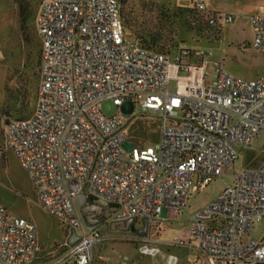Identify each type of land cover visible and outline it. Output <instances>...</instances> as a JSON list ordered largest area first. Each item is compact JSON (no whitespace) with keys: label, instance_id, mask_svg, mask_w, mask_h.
Wrapping results in <instances>:
<instances>
[{"label":"built area","instance_id":"2783aa9c","mask_svg":"<svg viewBox=\"0 0 264 264\" xmlns=\"http://www.w3.org/2000/svg\"><path fill=\"white\" fill-rule=\"evenodd\" d=\"M195 8L205 12L202 0ZM36 24L35 110L6 125L4 143L41 208L79 232L72 245L64 244L57 264H92V247L102 241L84 230L74 204L85 187L88 198L116 208L115 222L144 219L147 231H156L164 211L182 214L191 190L206 188L233 167L238 149L249 148L264 131V72L246 80L211 63L210 50L183 49L172 61L134 44L122 31L119 0H42ZM252 27L253 48L264 56V16H253ZM106 100L117 108L110 117L101 112ZM135 107L160 115L159 135L154 146L127 151L124 129ZM262 220L264 148L258 164L191 215L189 229L207 260L264 264V237L252 236ZM141 241V253L161 255L148 236ZM38 251L35 226L0 206V264H34ZM176 263L167 255L162 264Z\"/></svg>","mask_w":264,"mask_h":264},{"label":"rangeland","instance_id":"374dc122","mask_svg":"<svg viewBox=\"0 0 264 264\" xmlns=\"http://www.w3.org/2000/svg\"><path fill=\"white\" fill-rule=\"evenodd\" d=\"M40 3L41 0H0V144L3 146L0 206L35 226L40 245L34 264H57L62 258L57 257L56 246L61 237L59 221L41 208L29 176L4 143L5 120L19 118L21 113H27L29 118L35 110L39 82L37 54L40 52L36 18ZM121 3L126 21L134 27L154 31L164 47L171 46L168 55L172 61L183 49L210 50L213 56L209 61L219 62L226 74L253 80L264 72V57L251 46L253 28L250 24L251 16H264V0H240V6L228 10L232 22L219 24L220 35L213 41L208 28L204 27L201 37L191 31L187 12L195 8V3L191 4L190 0H121ZM207 72L210 79L212 65L207 66ZM176 84L171 81V91H175ZM101 112L110 117L117 113V108L106 100L101 104ZM159 126L160 115L150 116L135 107L124 129L125 149L154 146ZM263 148L264 131L249 148L238 149L239 156L233 167L224 169L206 188L198 192L191 190L189 206L182 214L170 208L163 227L147 231L144 237H149L151 247L158 248L161 255L152 257L141 253L139 247L143 237L114 230L111 217L96 229L102 241L92 247V264H162L167 255L177 258L176 264H216L210 260L205 262L198 250L197 241L190 233L189 217L232 184L244 168L258 164ZM252 236L257 240L264 237V220L255 224Z\"/></svg>","mask_w":264,"mask_h":264},{"label":"trees","instance_id":"16d2710c","mask_svg":"<svg viewBox=\"0 0 264 264\" xmlns=\"http://www.w3.org/2000/svg\"><path fill=\"white\" fill-rule=\"evenodd\" d=\"M120 5V17L122 21V31L124 35L129 38L134 44H137L141 47H144L148 50L156 51V52H163L165 54H169L171 51V46L164 47L160 41L157 35L154 34V31H147L146 28H137L132 23H130L128 20H125V16L123 14L122 9V3L121 0H119ZM188 23L192 26L191 31H195V34L197 33L198 37L200 36V33L204 31V27L208 28V33H210L211 40H215L220 35V26L217 22H215L213 25L209 24V17H213L216 19V16L210 13L200 12L196 8H193L191 10H188ZM127 19V18H126ZM37 66L39 69L40 66V52L37 54ZM20 94V93H19ZM21 96V94H20ZM27 113H21V116L19 118H15L12 120H5L4 125L6 126L10 121L13 120H24L27 119ZM2 147L0 144V153L2 152ZM209 260L205 259V262H208ZM213 263V262H212ZM210 264V263H209Z\"/></svg>","mask_w":264,"mask_h":264},{"label":"crops","instance_id":"0c3cea01","mask_svg":"<svg viewBox=\"0 0 264 264\" xmlns=\"http://www.w3.org/2000/svg\"><path fill=\"white\" fill-rule=\"evenodd\" d=\"M195 2H196V0H190L191 4H194ZM202 3L204 4V7H205V13H210V14H213V15L216 16V22L218 23V25L221 24L222 22L223 23L225 22V17L226 16H231L232 17L231 13L228 12L229 9L233 10V8H235L237 6H240V0H202ZM253 16H255V15H253ZM253 16H251V20H250V24L251 25H252V17ZM232 20H233V18H232ZM232 20L230 22H232ZM230 22H228V23H230ZM252 44H253V40H252V43H251V46L253 48ZM258 54H260V53H258ZM261 56H263V55H261ZM263 71H264V69H263ZM261 74H259L258 77ZM246 80H251V79H246ZM85 208L86 209H93L92 203H89ZM168 211H169V209L164 211L162 213V215H161L160 226H162V227H163L164 220H166L168 218ZM89 217L91 218L93 216H89ZM189 221H190V217H189ZM90 222L93 223L91 220H90ZM59 224L61 226V233H60L61 237H60V243L58 245H56L58 247L57 248V252H58L57 257L58 258L61 257V256L63 257L64 254H65V252H63V251L66 250L63 247L64 244L70 245V243H73V241L75 240V236L73 235V233L71 231L66 230L64 228V226L60 222H59ZM112 226H113V229L116 230L113 224H112ZM76 233L78 234L79 232H76ZM38 245H40L39 241H38Z\"/></svg>","mask_w":264,"mask_h":264},{"label":"flooded vegetation","instance_id":"af4514ba","mask_svg":"<svg viewBox=\"0 0 264 264\" xmlns=\"http://www.w3.org/2000/svg\"><path fill=\"white\" fill-rule=\"evenodd\" d=\"M88 200L93 203L94 201H96L95 199H91L88 198ZM94 208V212L95 214L93 215V217H89L88 219L91 220L93 223L91 225H88L89 229H92L93 227H95V229H93L91 232H96V229L99 227L100 224H102L105 220L107 219H111L112 217V224L114 225L115 229H119L122 232L125 233H130L133 236L139 237L137 234L140 233V231L142 230L143 226H142V219H132L129 221H122V222H115L114 221V213L109 210V208H115L112 205H108V209H100L98 207H96L95 205H93ZM81 220V218H80ZM124 222H130V224L128 226H125L123 223ZM81 224L82 227L85 230L84 224L81 220ZM146 234H147V228H146Z\"/></svg>","mask_w":264,"mask_h":264},{"label":"water","instance_id":"95a60500","mask_svg":"<svg viewBox=\"0 0 264 264\" xmlns=\"http://www.w3.org/2000/svg\"><path fill=\"white\" fill-rule=\"evenodd\" d=\"M91 203L89 200H88V197H87V188L85 187L82 191L81 194H79L75 199H74V204H75V207L79 213V216L84 224V227H85V231L87 233H90L93 229H95V227H93L92 229H89L88 228V225H91L92 223L90 222V220L88 219L89 216H93L95 214L94 212V208L93 209H86L85 207ZM92 205H95L96 207L100 208V209H108V204L105 203V202H102V201H99V200H96L92 203ZM110 211L112 212H115L116 211V208H109ZM142 223V230L140 231V233H138L137 235L139 237H144L146 236V228H147V222L146 220H142L141 221ZM125 226H128L130 224V222H124L123 223ZM73 235L75 236V240L76 241L78 239V236L76 235V233L73 231L72 232ZM73 241V243H74ZM73 243H70V245H72Z\"/></svg>","mask_w":264,"mask_h":264}]
</instances>
